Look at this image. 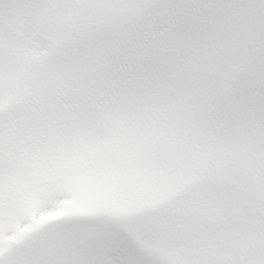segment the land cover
Segmentation results:
<instances>
[{"label":"snow or ice","instance_id":"obj_1","mask_svg":"<svg viewBox=\"0 0 264 264\" xmlns=\"http://www.w3.org/2000/svg\"><path fill=\"white\" fill-rule=\"evenodd\" d=\"M0 264H264V0H0Z\"/></svg>","mask_w":264,"mask_h":264}]
</instances>
